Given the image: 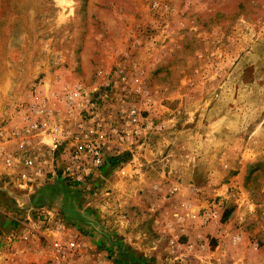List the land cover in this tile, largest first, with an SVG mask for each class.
<instances>
[{
	"label": "rangeland",
	"instance_id": "rangeland-1",
	"mask_svg": "<svg viewBox=\"0 0 264 264\" xmlns=\"http://www.w3.org/2000/svg\"><path fill=\"white\" fill-rule=\"evenodd\" d=\"M120 68L144 132L93 190L0 187V264H264V0H0V128ZM43 216L48 236L22 239ZM153 237L169 257L142 252Z\"/></svg>",
	"mask_w": 264,
	"mask_h": 264
},
{
	"label": "built area",
	"instance_id": "built-area-1",
	"mask_svg": "<svg viewBox=\"0 0 264 264\" xmlns=\"http://www.w3.org/2000/svg\"><path fill=\"white\" fill-rule=\"evenodd\" d=\"M140 93L139 81L120 68L115 77L93 91L74 86L20 106L17 124L0 128V161L7 177H15L20 186L43 178L76 190H93L109 162L124 154L120 148L130 140L134 144L144 132V119L131 100ZM77 114L81 121L74 126L71 120ZM44 138L49 143L40 148ZM45 150L53 162L50 172L45 166ZM41 217L31 221L22 239L48 236V216ZM206 217L203 215L202 221ZM73 236L56 244L59 258L78 251V235Z\"/></svg>",
	"mask_w": 264,
	"mask_h": 264
},
{
	"label": "crops",
	"instance_id": "crops-1",
	"mask_svg": "<svg viewBox=\"0 0 264 264\" xmlns=\"http://www.w3.org/2000/svg\"><path fill=\"white\" fill-rule=\"evenodd\" d=\"M44 143H49V140H47V138H44L41 143L39 144L40 145V148L44 147L43 144ZM12 147V149H14V146H10ZM45 148V147H44ZM45 154V166L47 168V171H51L52 170V164L53 162L51 163L52 159H51V154L49 151L45 150L44 152ZM156 172V171H154ZM2 172L0 171V187H2L3 185H8V186H11V187H15L16 185H18L16 183V180H15V177H7L6 175V171L4 169V174H1ZM157 176L159 177V179H163V178H167L166 177V173H160V172H156ZM42 179V178H41ZM38 182V183H35L36 185H42L44 186L43 184H41V180ZM46 193V192H44ZM39 203H41V200L39 199L38 200ZM2 220V221H1ZM13 218H7L6 216L4 217V219H1L0 218V224L2 223L4 226L8 225V224H12L13 222ZM165 228V226H164ZM167 228V227H166ZM161 230V229H160ZM159 230V231H160ZM188 231V232H186ZM190 230H188V228L184 229L183 233H189ZM162 237H164L162 235ZM105 240V239H104ZM167 240H169V238H165V239H162L161 240L157 239V238H149L148 240H146V242L142 243V246L144 247L143 251L144 253H150V255L154 256V257H160L161 258H166V257H169L170 256V250H169V247H168V243H167ZM141 245V244H140ZM181 264V263H180Z\"/></svg>",
	"mask_w": 264,
	"mask_h": 264
}]
</instances>
